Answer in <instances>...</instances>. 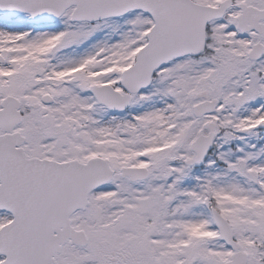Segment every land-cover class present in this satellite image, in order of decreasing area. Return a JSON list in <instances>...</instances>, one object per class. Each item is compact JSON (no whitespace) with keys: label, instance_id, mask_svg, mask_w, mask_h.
<instances>
[{"label":"snow or ice","instance_id":"6c2138e0","mask_svg":"<svg viewBox=\"0 0 264 264\" xmlns=\"http://www.w3.org/2000/svg\"><path fill=\"white\" fill-rule=\"evenodd\" d=\"M0 264H264V0H0Z\"/></svg>","mask_w":264,"mask_h":264}]
</instances>
